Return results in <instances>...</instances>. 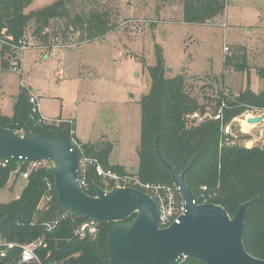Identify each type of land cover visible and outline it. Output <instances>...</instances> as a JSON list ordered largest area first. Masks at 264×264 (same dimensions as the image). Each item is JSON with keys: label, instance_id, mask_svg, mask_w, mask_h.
<instances>
[{"label": "trees", "instance_id": "trees-1", "mask_svg": "<svg viewBox=\"0 0 264 264\" xmlns=\"http://www.w3.org/2000/svg\"><path fill=\"white\" fill-rule=\"evenodd\" d=\"M33 1L0 0L2 70L8 68L6 56H15L16 48L29 37L27 33L31 30V36L41 47L52 49L48 28L53 21L63 22L64 29L60 33L64 45L70 35L79 34L81 40L77 44H80L104 38L116 29L109 12L90 10L88 16H73L68 0H56L47 7L27 13ZM225 8L226 0H185V21L203 25L223 14ZM55 39L59 42L56 34ZM156 51L157 64L149 68L151 89L141 98L139 178L144 183L174 185L170 172L160 161L161 155L179 173L192 165L186 184L198 203L207 198L210 204L223 207L232 216L240 204L255 200L247 212L243 242L249 254L264 260V147L246 148L232 137H229L231 143L224 144L227 138L225 126L231 124L235 135L240 132L235 119L252 111H264V92L257 94L250 87L246 48L237 47L233 55L225 57L224 64L228 69L248 70L247 88L237 96L221 91L215 99L206 97L205 103H200L188 92L184 75L167 78L163 50L157 46ZM258 75L264 80V68L258 69ZM28 91L21 90L12 117L0 113V126L16 133L28 129L35 134L65 140L71 147L74 142L80 144L72 120L57 119L58 123H48L40 114L32 113ZM208 109L218 116L200 123L190 119L194 113L203 115ZM241 137L248 138L245 134ZM81 145L86 155L98 159L104 169L126 174L121 167L109 164L110 146ZM76 156L80 160L77 150ZM4 159L0 157V162ZM17 168L16 161L7 166L0 165V188L7 186L13 174L20 176L15 173ZM82 174L79 172L80 178L83 176L89 187L88 190L84 187V192L95 196V188H103V182L93 171ZM204 187L207 191H203ZM45 196H52V201L41 209L39 205ZM135 217L125 222H131ZM93 220L59 204L51 168L44 166L32 171L19 198L0 204L1 249L6 251L0 261L18 264L21 246L42 241L36 252L43 264H110L106 237L112 223L96 220L100 228L96 239L77 235L81 225ZM9 244L19 248L7 252ZM188 262L204 264L193 259Z\"/></svg>", "mask_w": 264, "mask_h": 264}, {"label": "rangeland", "instance_id": "rangeland-1", "mask_svg": "<svg viewBox=\"0 0 264 264\" xmlns=\"http://www.w3.org/2000/svg\"><path fill=\"white\" fill-rule=\"evenodd\" d=\"M55 1L34 0L26 12ZM184 2L68 0L73 16H88L90 10L109 12L116 29L104 38L80 44L79 34L70 35L64 45L60 33L63 22L53 21L48 28L53 46L50 50L41 47L29 31L28 49H17L15 56H6L8 68H0L1 114L13 115L15 97L27 87L40 97V113L49 118L48 123H54L50 118L72 120L80 144L110 146L109 164L121 167L126 174L138 175L141 98L151 89L149 68L157 64V46L163 50L167 78L184 75L188 92L200 103L207 102L206 97L215 99L221 91L239 95L247 88L249 74L251 89L257 94L264 92V80L257 74L264 68V0H226L223 14L203 25L186 23ZM237 46L249 50V74L248 70L225 67V57L233 55ZM225 47L230 48L229 53ZM15 62L20 67L22 63V73L11 69ZM240 135L244 133L240 131L232 138L244 145L247 138ZM256 145L264 147V141ZM44 166L52 165L46 161ZM11 181L16 182L15 187H11ZM11 181L0 188V204L11 202L21 193L24 182L15 174ZM102 187L109 189L104 182ZM45 202L39 205L41 209ZM9 245L7 252L19 248Z\"/></svg>", "mask_w": 264, "mask_h": 264}, {"label": "water", "instance_id": "water-1", "mask_svg": "<svg viewBox=\"0 0 264 264\" xmlns=\"http://www.w3.org/2000/svg\"><path fill=\"white\" fill-rule=\"evenodd\" d=\"M246 122L259 125L264 114L248 117ZM0 157L51 162L59 204L87 218L112 223L106 237L110 264H177L183 258L204 264H264L246 251L243 242L247 212L255 200L240 204L232 216L219 205H196L186 184L192 165L179 173L159 157L180 189L186 210L180 224L161 229L155 201L140 190L96 187L95 196L86 194L77 156L65 140L0 126ZM134 215L131 222H125Z\"/></svg>", "mask_w": 264, "mask_h": 264}, {"label": "built area", "instance_id": "built-area-1", "mask_svg": "<svg viewBox=\"0 0 264 264\" xmlns=\"http://www.w3.org/2000/svg\"><path fill=\"white\" fill-rule=\"evenodd\" d=\"M28 39L29 37L24 38L20 42V47L16 49L23 48L24 51L27 50L28 47L26 41H28ZM224 50L226 53L230 52L229 47H225ZM11 69L14 72H18V73L21 72V67L17 62H15L12 65ZM225 93L229 94V91L228 92L225 91ZM30 104L32 105V113L34 115L37 114L39 115L40 114L39 101L33 95L30 96ZM207 111L203 115H201L200 113H194L193 115L190 116V119L192 121H196L200 123V122L208 121L218 116V115L214 116L213 113L211 114ZM254 116H260V114L257 113L256 111H252L249 112V114L246 113L241 118L242 121L246 122L248 117H254ZM237 119H235L234 121L236 122ZM42 120H44V122L46 121L43 117ZM224 134L227 136V138L224 140V144L231 143V139L229 137L234 136L231 124L225 126ZM256 144L257 142L253 143L248 141L247 143L244 144V146L246 148H252ZM75 149L80 154V160L78 159V163H79V172H82L83 173L82 175H84L87 171H93L95 175L101 179L102 182L108 185L109 189L103 188L104 190L107 191L114 187L134 188L148 194L155 201L157 205L158 213H159V227L161 229H167L172 225H178L181 223V217L186 213V210H185V204L180 194V189L178 187H176L175 185H168V184L144 183L141 181L138 175H129V174L121 175L113 170H106L101 166L98 159L86 155V152L84 149H82L81 144L75 143V146L73 145L72 150L76 154ZM13 161H16L18 166L15 173L20 174L19 178L21 181L24 182V186H25V181L29 178L32 171L44 167V164L46 163V161H30L27 158L26 159L19 158L18 160H15L13 158H5L4 160L1 161V165L7 166L10 165ZM22 168H24L25 170H21ZM79 180L82 188L85 187L88 190L89 187L85 181V178L82 176L81 179L79 176ZM203 191H207V188L204 187ZM45 200L46 202L43 205V208L48 206V204L52 201V196L49 197L45 196L42 201ZM194 203L196 205L209 204L207 198H202L201 203H198L197 200L194 198ZM99 231L100 228L98 221L93 220L81 225L80 228L77 230V235L80 238L96 239L99 234ZM42 244L43 242L39 241V242H34L32 244L21 246V255L18 264H43L40 261L36 252L37 248L42 246ZM9 246L13 247L14 245L10 244ZM5 256H6V251L2 250L0 246V258H3ZM177 264H196V263H189L188 258H183L179 260Z\"/></svg>", "mask_w": 264, "mask_h": 264}, {"label": "crops", "instance_id": "crops-1", "mask_svg": "<svg viewBox=\"0 0 264 264\" xmlns=\"http://www.w3.org/2000/svg\"><path fill=\"white\" fill-rule=\"evenodd\" d=\"M237 47H244V48H246L245 46H237ZM0 48H1V44H0ZM1 50V49H0ZM37 51H39V50H37ZM246 52H247V54H248V52H249V50H248V48H246ZM21 67H22V63H21ZM0 68H1V66H0ZM21 73H22V71H21ZM257 74H258V71H257ZM26 87V86H25ZM250 87H251V83H250ZM25 89H27V87L25 88ZM29 90V89H28ZM30 91V90H29ZM20 93H21V91H20ZM30 93H31V95H33V96H35L37 99H38V101H39V103H40V97L38 96V95H36L34 92H32V91H30ZM18 97V96H17ZM17 97H15V99H16V102H17ZM16 102H15V104H16ZM40 105V104H39ZM15 106V105H14ZM40 107V106H39ZM0 113H1V111H0ZM257 113H259L260 115L261 114H264V111H257ZM13 114H14V108H13ZM41 114V113H40ZM5 116V115H4ZM13 116V115H12ZM11 116V117H12ZM41 116L46 120V121H48V119L49 118H46L45 116H43L42 114H41ZM8 117H10V116H8ZM58 119H61V118H58ZM240 119V118H239ZM50 120L51 121H56L54 118H50ZM63 120V119H62ZM243 122V123H242ZM237 124H238V126L240 127V131L242 132V133H244L245 135H247L248 136V138L246 139L247 141H250V142H257V144L259 143V142H262V141H264V122H262L261 124H259V125H249L247 122H245V121H242V120H238L237 121ZM78 140V139H77ZM79 141V140H78ZM80 143H82L81 141H79ZM11 181V180H10ZM9 184H11V187H15L16 186V182H14V183H12V181L9 183ZM23 186H24V183H23ZM22 188V190H23V187H21ZM21 190V191H22ZM21 194V193H20ZM20 194L19 195H17V197L15 198V199H17L19 196H20ZM14 200V199H13ZM12 201V200H11ZM2 245V242L0 241V246Z\"/></svg>", "mask_w": 264, "mask_h": 264}]
</instances>
